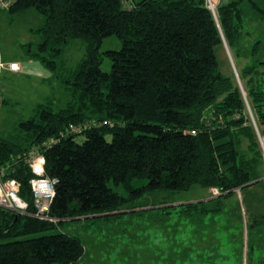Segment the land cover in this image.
Here are the masks:
<instances>
[{"label": "trees", "instance_id": "16d2710c", "mask_svg": "<svg viewBox=\"0 0 264 264\" xmlns=\"http://www.w3.org/2000/svg\"><path fill=\"white\" fill-rule=\"evenodd\" d=\"M243 2L219 0L214 13L206 0H132L131 8L122 0H12L0 9L11 17L30 9L43 16L30 30L40 36L36 51L28 44L26 54L53 72L69 95L63 108L39 105L35 117L19 122V141L0 137V167L9 163L8 177L19 183L29 212L34 174L25 159L31 151L43 157L44 176L57 181L49 214L58 219L0 209V239L48 232L0 243V264H76L84 255L81 240L49 231L67 219L118 215L128 200L107 186L110 181L129 193L196 185L216 190L217 202L253 188L264 201L260 145L241 90L222 74L215 54L222 39L232 52L246 35ZM247 4L264 19L258 2ZM110 36L121 48L101 53ZM76 40L85 44V56L63 73L57 59ZM104 57L109 73L100 68ZM261 65L242 68L239 79L264 145ZM70 125L77 130L68 131ZM77 136L84 140L78 143ZM135 179L146 181L141 189L133 187ZM197 208L189 205L186 213ZM260 215L264 220V209Z\"/></svg>", "mask_w": 264, "mask_h": 264}, {"label": "rangeland", "instance_id": "374dc122", "mask_svg": "<svg viewBox=\"0 0 264 264\" xmlns=\"http://www.w3.org/2000/svg\"><path fill=\"white\" fill-rule=\"evenodd\" d=\"M218 1L206 0V3L210 8V4L215 7ZM254 1L264 9V0ZM242 8L246 35L232 52L222 45L215 54L222 74L233 77L244 90L240 70L255 61H264V19L251 10L247 0ZM42 24L43 16L34 9L14 17L0 11V84L4 96L0 109L1 138L19 141L18 123L35 117L39 105L59 110L69 99L54 73L26 54V45L30 44L31 52H35L40 41V36L30 30ZM256 41L260 44L252 56L251 48ZM120 48V40L110 36L102 41L99 51ZM84 56L85 44L72 41L57 59L58 69L69 72ZM11 62L17 63L20 70L11 72L8 68ZM100 68L110 72L109 58L104 57ZM258 72L259 82L264 81V65ZM83 140V136L76 137L78 143ZM144 182L135 179L133 187L141 189ZM107 186L128 200L118 215L67 219L49 231L81 240L84 255L76 264H264V220L260 217L264 201H259L253 188L244 190L242 196L236 190L234 196L217 202L215 190L196 185L185 191L138 193H129L122 184L112 181ZM192 204L198 208L187 214L186 207ZM217 206L221 209L219 213L201 211ZM47 233L0 239V243Z\"/></svg>", "mask_w": 264, "mask_h": 264}, {"label": "built area", "instance_id": "2783aa9c", "mask_svg": "<svg viewBox=\"0 0 264 264\" xmlns=\"http://www.w3.org/2000/svg\"><path fill=\"white\" fill-rule=\"evenodd\" d=\"M123 5L126 8L132 7V0H122ZM12 3V0H0V9L6 10ZM214 5L210 4V8L213 9ZM10 71H18L19 67L16 64H10L8 66ZM242 98L244 100L246 110L249 114L251 123L255 130L257 140L264 157V145L259 134L258 128L254 121V117L250 110L246 94L240 87ZM4 104L3 89L0 84V109ZM77 128L70 125L68 131L75 132ZM26 163L30 167L34 177L29 180V187L33 200V211H28V204L20 197L19 183L12 178L8 177L9 163L0 167V209L12 212L14 214L26 217H32L41 221L56 222L58 219L52 217L49 214L52 198L54 196V187L57 183L55 179L47 178L44 176V159L35 151H31L25 159ZM216 191V190H215ZM217 193V191H216Z\"/></svg>", "mask_w": 264, "mask_h": 264}, {"label": "water", "instance_id": "95a60500", "mask_svg": "<svg viewBox=\"0 0 264 264\" xmlns=\"http://www.w3.org/2000/svg\"><path fill=\"white\" fill-rule=\"evenodd\" d=\"M209 8V7H208ZM213 13H214V11L211 9V8H209ZM223 40V45L225 46V47H227V45H226V42H225V40L224 39H222ZM226 49V48H225ZM238 87L240 88V86L238 85ZM251 184H253V183H251Z\"/></svg>", "mask_w": 264, "mask_h": 264}, {"label": "crops", "instance_id": "0c3cea01", "mask_svg": "<svg viewBox=\"0 0 264 264\" xmlns=\"http://www.w3.org/2000/svg\"><path fill=\"white\" fill-rule=\"evenodd\" d=\"M10 64H16V65H18L17 63H14V62H11ZM18 67H19V65H18ZM19 70H20V68H19ZM12 72V71H11ZM14 72V71H13Z\"/></svg>", "mask_w": 264, "mask_h": 264}, {"label": "bare ground", "instance_id": "6f19581e", "mask_svg": "<svg viewBox=\"0 0 264 264\" xmlns=\"http://www.w3.org/2000/svg\"><path fill=\"white\" fill-rule=\"evenodd\" d=\"M214 8H215V7H213V9H212L213 11H214Z\"/></svg>", "mask_w": 264, "mask_h": 264}]
</instances>
